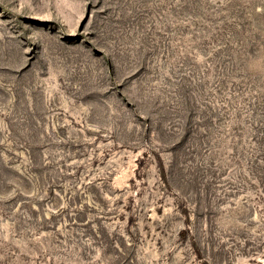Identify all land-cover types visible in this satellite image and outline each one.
<instances>
[{
  "label": "rangeland",
  "instance_id": "374dc122",
  "mask_svg": "<svg viewBox=\"0 0 264 264\" xmlns=\"http://www.w3.org/2000/svg\"><path fill=\"white\" fill-rule=\"evenodd\" d=\"M0 264H264V0H0Z\"/></svg>",
  "mask_w": 264,
  "mask_h": 264
}]
</instances>
